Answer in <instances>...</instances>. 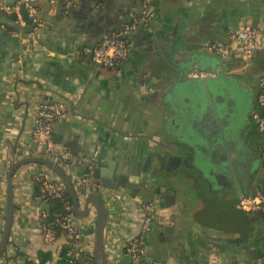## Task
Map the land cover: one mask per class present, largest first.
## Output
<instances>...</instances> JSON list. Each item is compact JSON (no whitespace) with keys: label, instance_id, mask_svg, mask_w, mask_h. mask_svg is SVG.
<instances>
[{"label":"crops","instance_id":"obj_1","mask_svg":"<svg viewBox=\"0 0 264 264\" xmlns=\"http://www.w3.org/2000/svg\"><path fill=\"white\" fill-rule=\"evenodd\" d=\"M3 1L17 5L21 0ZM33 5L41 30L37 39L35 34L25 33V25L16 21L17 13L0 17V170L4 165L8 169L13 159L26 156L49 159L42 147L35 146L34 121L40 106L65 101L67 111L53 125L54 138L90 160L93 170L101 168L104 174L114 170L116 176L126 174L134 183L135 176L141 177L152 160L162 169L161 174L180 176L171 155L162 159L163 166L153 157L155 142L172 141V125L185 118L194 103L193 96L184 93L163 101L172 82L180 77L176 61L192 54L215 55L220 68L229 67L227 74L237 76L254 93L261 90L264 49L244 57L234 52L236 44L230 32L245 24L264 30V0H152L146 13L143 0H34ZM19 13L23 15L22 9ZM133 22H139V28L132 34L129 58L117 67L101 66L84 52L86 47L98 45L108 32ZM212 45L230 49L231 54L214 52L209 49ZM193 63L189 75L200 73ZM189 121L187 128L192 131ZM242 138L261 159L264 157V133L256 123L245 129ZM85 164L71 165L65 172L70 178L79 175L87 170L82 169ZM40 174L59 176L42 163L23 165L17 172L11 241L0 264L38 260L40 251L53 254L65 245L62 234L52 244L42 240L40 212L43 203H48L34 196V182ZM245 175L242 171L234 179L236 183L226 175L215 190L203 181L180 177L179 185L187 188L185 198L178 199L180 207L174 205L154 215L145 239L146 258L164 264L167 249L161 250L160 236H148L159 227V216L165 224L182 228L178 240L168 236L170 257L166 264H256L263 260L264 230L254 231L259 219L250 220L248 213L237 208L236 193L244 188ZM96 180L102 189L80 195V209H85L93 194L104 200L109 209L105 247L110 264H130L124 236L139 237L143 205L147 203L129 189H107ZM251 183L249 193L256 188L264 192L262 165ZM120 190L126 195L122 201L114 198ZM6 200L0 198V240ZM89 208L85 217L75 214L84 243L95 239L91 216L96 206L90 204ZM151 244L158 248L157 259L148 253ZM4 257L6 262H2ZM113 259L116 261L111 263Z\"/></svg>","mask_w":264,"mask_h":264},{"label":"water","instance_id":"obj_2","mask_svg":"<svg viewBox=\"0 0 264 264\" xmlns=\"http://www.w3.org/2000/svg\"><path fill=\"white\" fill-rule=\"evenodd\" d=\"M22 11L26 21L25 33L31 32L37 39L41 32L38 21H34L28 16V9L25 6L22 7ZM132 34L129 36L130 41ZM204 57L208 58L205 62L202 61ZM217 60H219L217 56H206V54H192L186 60H177L175 67L180 77H176V81L172 82L171 89L163 97L165 103L175 95L183 93L194 98L193 106L185 118L172 125V141L169 140L167 144L155 142L154 156L152 155L162 166L164 165L162 159L171 155L176 160L177 171H181L180 176L161 174L162 169L157 168L152 160L141 177L135 176L134 183L129 182V177L126 174L116 176L114 170L104 174L101 168H95L94 175L103 187L112 190L129 189L134 197L139 196L145 203L155 205V215L160 210L171 208L174 205L181 206L182 203L178 199L184 197L183 193L185 194L187 188L179 185L180 177L198 180L199 183L203 181L210 190H215L226 175L234 181L240 177L243 171L247 178L245 186L237 191L236 195L239 200L240 197L249 194L251 178L258 172L262 165V159L244 142L242 133L251 127L252 122L255 123L252 118L253 112L264 113V107L259 106L256 101L259 90L254 93V89L246 86L237 76L227 74L229 67L225 65V69L220 68L221 66L217 65ZM195 62L200 71L198 76L189 75L190 69H193L192 63L196 65ZM203 72H209L211 75L203 76ZM188 119L191 125L188 124V126L192 127V131L187 128ZM201 122L203 126H200ZM57 142H61V140L57 138ZM42 151H46V145L42 146ZM29 163L45 164L60 176L72 196L74 212L78 217H85L89 214L90 204L96 206L97 218L93 248L95 264H110L105 247V229L109 222V209L104 200L99 195L93 194L87 198L85 209H80L79 196L65 170L47 158L34 156H26L20 160L13 159L8 169L5 165L1 167L0 175L7 174L8 181L5 223L0 240V257L6 252L11 241L15 217L14 177L23 165ZM87 167L88 164H85L82 169L86 170ZM82 174V172L79 173V175ZM39 202L42 203V201ZM43 208L49 209V204L43 203ZM249 215V219L253 221L264 219V215L260 213ZM174 217L176 219V216H172L173 220ZM161 218L158 216L156 220L159 227L150 232L148 236L151 237L154 234L160 236L159 240L163 243L161 250L167 249V253H163V257H165L163 263L166 264V259L168 260L170 257L168 251L171 239L169 240L168 236L172 235V239L178 240L182 228L179 227V224L176 226L175 223L173 225L165 224ZM157 252L158 248L151 244L148 251L151 257L157 259Z\"/></svg>","mask_w":264,"mask_h":264},{"label":"built area","instance_id":"obj_3","mask_svg":"<svg viewBox=\"0 0 264 264\" xmlns=\"http://www.w3.org/2000/svg\"><path fill=\"white\" fill-rule=\"evenodd\" d=\"M33 2L34 0H21L17 5H10L0 0V17H9L17 13L16 21L21 25H25V18L19 13L20 9L25 6L28 9V16L34 21H37V10ZM151 2L152 0H143L144 13L148 11ZM145 22H147V19ZM138 28L139 22H133L119 29L112 30L104 36L98 45L86 47L84 52L90 55L93 62L113 69L129 58L132 47L129 36ZM230 35L233 42L236 44L234 52L244 57H250L257 51L264 49V30H260L250 24H245L237 30H232ZM209 49L226 56L231 54L232 51L223 47H217L216 45L210 46ZM192 75L198 76L200 73H193ZM260 87L261 90L257 96V104L264 107V77L260 79ZM66 111L67 105L65 101H53L50 104L40 106L34 121L32 136L38 147L46 145V154L49 156V159L63 170L68 171L71 165L79 166L82 162L88 163V168L82 175L74 174L71 177L72 183L80 197V195L83 196L88 193L96 192L102 189V186L97 182L94 176L93 163L87 158L81 157L79 154L71 151L66 145L57 142L54 138L53 125ZM252 118L258 130L264 133V113L254 111ZM262 169L264 170V157L262 158ZM36 180L40 181L42 184L41 193L43 195L63 198L66 185L59 176L51 177L40 174L36 177ZM7 181V174L0 177V198L2 201L6 200ZM16 181L17 173L14 177V182L16 183ZM125 196L124 190L117 191L114 194V198L118 201H122ZM65 208L71 213L67 215L58 214L53 222L47 221V210H41L40 231L43 242L45 244H52L58 239L59 235L62 234L65 237V245L72 246L67 252L69 264H74L76 258L83 264H94L93 248L95 239L84 243V235L80 226L76 223V216L72 213V204L67 202ZM237 208L248 214L260 213L264 215V192L256 188L251 193L240 197L237 202ZM154 215L153 205L144 204L142 210L141 234L137 238L130 239L127 235L124 236V242L126 241L125 249L130 258V264H162L156 260L146 258L147 247L145 245V239L146 234L151 230ZM91 217V220L96 224L97 214L94 213ZM58 231H61V233ZM62 248L57 249L53 253L54 260L61 258ZM4 254L8 255L7 250ZM1 259L2 262L7 261L6 257ZM82 259H84V261H82ZM54 260L49 259L45 264H55ZM114 260L115 259L111 260V263H113ZM256 264H264V260H260Z\"/></svg>","mask_w":264,"mask_h":264},{"label":"trees","instance_id":"obj_4","mask_svg":"<svg viewBox=\"0 0 264 264\" xmlns=\"http://www.w3.org/2000/svg\"><path fill=\"white\" fill-rule=\"evenodd\" d=\"M34 184H35L34 185L35 186V192H34L35 198L36 199L44 198L45 200H47V203L49 204V209H47V212H48L47 221L53 222L56 219L58 214L67 215L71 213L65 208L67 202H69L73 206V199L67 187H66L63 198H58V197L43 195L41 193L42 184L40 181L36 180ZM72 213L75 215L74 208L72 209ZM58 232L61 233V231H58ZM71 248L72 246L64 245L62 248V252H61V258L56 259V260H54V256L52 253L48 251L47 252L40 251L38 254V260L28 259L24 264H45V262L49 259L54 260L55 264H69L68 262L69 258L67 256V252ZM74 264H83V263L79 259L76 258Z\"/></svg>","mask_w":264,"mask_h":264},{"label":"rangeland","instance_id":"obj_5","mask_svg":"<svg viewBox=\"0 0 264 264\" xmlns=\"http://www.w3.org/2000/svg\"><path fill=\"white\" fill-rule=\"evenodd\" d=\"M264 230V220L262 221L261 219L256 221L254 224V231L257 234L258 232H261Z\"/></svg>","mask_w":264,"mask_h":264}]
</instances>
